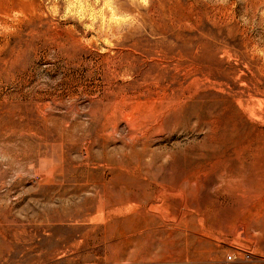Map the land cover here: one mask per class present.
I'll list each match as a JSON object with an SVG mask.
<instances>
[{"label": "rangeland", "instance_id": "374dc122", "mask_svg": "<svg viewBox=\"0 0 264 264\" xmlns=\"http://www.w3.org/2000/svg\"><path fill=\"white\" fill-rule=\"evenodd\" d=\"M0 264H264V0H0Z\"/></svg>", "mask_w": 264, "mask_h": 264}, {"label": "bare ground", "instance_id": "6f19581e", "mask_svg": "<svg viewBox=\"0 0 264 264\" xmlns=\"http://www.w3.org/2000/svg\"><path fill=\"white\" fill-rule=\"evenodd\" d=\"M145 169H146V168H145ZM110 186H111V185H110ZM132 187H133V186H132ZM127 189H128V188H127ZM127 189H126V190H127ZM124 190H125V189H124ZM126 190H125V191H126ZM126 192H127V191H126ZM131 223H132V221H131ZM138 223H139V222H138Z\"/></svg>", "mask_w": 264, "mask_h": 264}]
</instances>
